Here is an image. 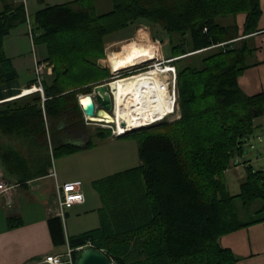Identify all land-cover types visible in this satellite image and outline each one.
Returning <instances> with one entry per match:
<instances>
[{"label": "trees", "instance_id": "obj_1", "mask_svg": "<svg viewBox=\"0 0 264 264\" xmlns=\"http://www.w3.org/2000/svg\"><path fill=\"white\" fill-rule=\"evenodd\" d=\"M93 2L46 6L29 22L23 0L3 2L0 159L7 176L19 175L7 179L26 184L49 174L55 151L82 149L61 141L64 132L83 124L77 97L90 94L102 79L96 62L106 40L144 24L152 38L166 36L169 58H177L181 118L138 129L139 164L92 182L101 201L99 226L68 236V245L98 248L112 264H237L239 257L221 245V238L264 222V173L248 165L234 196L224 179L238 165L236 156L254 129L263 125L256 120L264 121V92L248 96L238 84L252 65L254 48L247 36L256 31L260 0H110L109 10L99 14ZM239 14H245L241 39L236 25L219 22ZM21 22L29 23L34 42L47 48L41 63L53 65L42 80L43 96H19V73L3 49L4 38ZM110 133L104 129L95 135ZM90 146L88 135L84 147ZM30 167L33 177L25 175ZM19 225V218L8 219L9 228ZM48 225L54 245H64L61 218L50 217Z\"/></svg>", "mask_w": 264, "mask_h": 264}, {"label": "rangeland", "instance_id": "obj_2", "mask_svg": "<svg viewBox=\"0 0 264 264\" xmlns=\"http://www.w3.org/2000/svg\"><path fill=\"white\" fill-rule=\"evenodd\" d=\"M70 1L72 0H26L28 5L26 10L28 22L29 19L30 21L32 20L37 10H40L46 6L63 4ZM3 2L4 0H0V11L2 10ZM93 4L95 5V12L99 14L109 10L111 2L110 0H95ZM234 19V17L228 16L220 18L219 22L223 25L232 26L233 28H235L236 22ZM140 25H142L143 28H146L147 34L148 32L150 33V28L148 26L139 24L128 26L124 30L118 32V34L116 33L106 40L103 46L104 55L102 57H99L96 62L99 69H101L99 67V61L108 63L109 56L113 52L121 51L123 48V44H125L126 42H146L144 38V41H142V38H140L138 35H135V32L138 28H140ZM29 29V24L27 22L18 23L17 26L12 29L10 33L4 38L3 42L4 52L7 57L11 58L14 66L19 73L18 79L21 82L28 77H35L34 72H32L31 70L33 69V67L35 68L36 61L38 64L40 63L46 67L49 66L53 68L52 64L41 63V61H43V59H45V57L47 56V48L43 43H38L36 42V40L34 42L33 37L29 34ZM139 33L140 32H138V34ZM116 35H124L128 36V38L125 41L122 40V42L119 44V46L117 45V47L114 45L110 46L111 42L119 41L117 38H115L117 37ZM150 35L148 36V38L152 39ZM157 38L161 42V45L155 47L158 54L163 58H169L172 55V49L171 45L168 42V39L164 34L158 35ZM253 57L254 55L250 57V60H253ZM149 64L151 63H147L145 66H150ZM100 74L102 76V79L96 82V85H93L94 87L104 83L107 84L109 82L110 85L112 84L113 81L109 80V78L111 77L109 69H101ZM46 75L47 74H44V77ZM93 89L90 94L95 97ZM85 95L87 94H80L78 96L81 97ZM79 97H77L78 100ZM256 124L263 125L258 126L254 129L253 137H251L244 145L242 155L236 156L237 158L235 159V161H237L238 166L229 168V170H227L224 174L225 183L230 195L234 196L240 192V184L242 181L241 179L245 177L246 165L251 166L256 171H262L264 173L263 119L259 118L258 120H256ZM104 129L108 128L103 127V125L96 122L86 121L83 118V124L79 129L77 128L75 131L73 130V132L69 130L67 132H64V134L66 138H69L77 131L79 134H83L86 137L85 142L88 140V135H91L92 146L85 148V143L83 146L74 143L73 146L82 149H79L71 154H67L61 150L57 152L55 151V154L51 158V166L55 173L60 176V173L62 174V172H64L65 175L71 176L73 177V179H78L81 184V191L83 193L84 200H87L88 202L87 209L83 211L73 207L70 210L66 211V213L69 212V216H65L64 218V229L66 234H73L76 232L80 233L85 230L97 228L99 226V214L97 210L101 206V201L97 191L93 188L91 181L99 180L111 174L113 175L115 173L135 167L140 162L137 148L138 141L142 135L140 130L136 129L135 131L129 132L125 136L119 138H113L109 134L105 138L95 135L97 131H101ZM259 136L263 139V142L257 141L256 138H259ZM250 144L254 145V149H251ZM84 157H91V159H84ZM103 158L104 160H106L104 161V163H108V167L106 168L102 165L104 163L101 162ZM94 160H96V166L91 165V161ZM50 183L51 180H48L47 185H50ZM94 208H96V211L94 210ZM57 252H59L60 254H64L66 252V246L60 245Z\"/></svg>", "mask_w": 264, "mask_h": 264}, {"label": "crops", "instance_id": "obj_3", "mask_svg": "<svg viewBox=\"0 0 264 264\" xmlns=\"http://www.w3.org/2000/svg\"><path fill=\"white\" fill-rule=\"evenodd\" d=\"M23 2L25 10H27L28 5L26 0H23ZM260 8L261 14L257 22L256 31L247 36L250 45L254 48L252 65L242 73L238 81L240 89L248 96L264 92V0H260ZM234 20L237 28L236 35L239 36L238 39H241L245 14L237 15ZM145 29L140 25L135 35L142 38V41H144V38L146 42H126L123 44L122 50L127 51L123 52L137 51L138 49L150 51L149 45L151 46V41L148 39L150 33L148 32L147 34ZM138 32L140 33L138 34ZM116 36L115 38L119 41L111 42L110 46L114 45L117 47L122 40L125 41L128 38V36L124 35ZM151 49L154 51L153 47ZM31 71L33 72V69ZM31 79L28 77L22 82L18 80L21 89L26 90L27 84ZM64 125V123H61L57 128L61 129ZM61 136V141L73 145L75 143L83 146L86 140V137L77 131L70 137L68 136L69 138H66L64 135ZM54 140L56 143H59V139L54 138ZM257 141L259 140L257 139ZM84 159H91V157H84ZM26 161L30 162L31 157H27ZM104 161L106 160L103 158L101 162L104 163ZM95 162L96 160L91 161V165L96 166ZM102 165L105 168L108 167L107 162ZM4 171L0 159V172L8 183L16 185L9 198L0 194V264H44L43 259L46 255L60 254L57 252L60 245H54L48 225V219L55 216V184L56 182L58 184L78 183L80 189L81 184L78 179H73V177L65 175L64 172L60 173V176L56 173L55 179L48 174L38 179L30 180L26 184H20L14 181L19 175L11 174L9 177ZM25 175L33 177L35 175L34 168L30 167ZM8 177L14 180H8ZM48 180H51L50 185H47ZM7 199H10V204H8ZM87 204V200H84L82 204L75 205L73 208L83 211L87 209ZM94 210L96 211V208ZM66 216H69V212L66 213ZM11 217L19 218L21 225L9 228L8 219ZM76 233L66 234L64 229L65 246L68 244L67 237L76 235ZM220 243L222 246L231 249L239 257L237 264H264V222L256 223L227 234L221 238Z\"/></svg>", "mask_w": 264, "mask_h": 264}, {"label": "built area", "instance_id": "obj_4", "mask_svg": "<svg viewBox=\"0 0 264 264\" xmlns=\"http://www.w3.org/2000/svg\"><path fill=\"white\" fill-rule=\"evenodd\" d=\"M146 30V29H145ZM30 35L31 31L29 29ZM150 39V38H148ZM147 39V40H148ZM151 41V46L154 49V52L156 53L155 59L151 60V61H147V62H143V63H139L138 65H135L131 68H125V69H121L118 71H114L113 68L110 66V63L108 61V63H104L99 61V67L101 69H109L110 73H111V77L109 78V80H112L113 82L125 78H134L143 74H147V76L149 74H151V72L156 71L158 73L157 76H159V81L158 85L153 84V86H151L153 88V90L151 91L152 94L156 95L157 92H161L164 93L166 92V97L164 96L166 102L170 105V110L169 111H163L164 108H158L157 112L158 113H163V117L161 120L156 121L155 123H150L149 125L143 126V127H149L155 124H158L160 122H175L177 120H179L181 118V114H180V108H179V103H178V85H177V69L175 67V65L173 64V62L177 59V58H163L161 57L156 48L157 46L161 45V42L158 38H152L150 39ZM225 43H221L218 44L216 46H224ZM147 63H151L149 64L150 66H145ZM45 68V69H44ZM135 68V69H134ZM35 75H36V80L34 82V84L26 89L24 91V89H22V93L24 92H32L33 90H35L36 92H39L42 96H43V87H42V80L44 79V74L47 75H51L52 74V68L49 66H44L43 64H38L36 61V65H35ZM138 72V73H136ZM152 76V75H149ZM152 79V78H150ZM153 81V80H152ZM110 83V82H109ZM107 83V84H109ZM156 89V90H155ZM110 96H111V100H112V111L110 112L111 116H114L115 113V97H114V92L110 91ZM83 97V96H81ZM81 97H79V107L82 111L83 114V118L86 121L89 122H96L99 123L101 125H103V127H107L111 133L110 136L113 138H118V137H122L124 135H126L128 132L134 130V129H139V128H143V127H136L134 129H129L126 125V123L124 122L123 119H121V125L123 127L122 131L118 130V124L117 121H112L111 123H108L107 120L105 118L100 119V117L97 116H87L83 113V109L86 107L82 104L81 101ZM94 105H95V110L100 109L99 104L94 100ZM258 140L260 142H263V139L261 137L258 138ZM254 148V145L251 147ZM49 175L51 177H53L55 179L56 177V173L54 172V170L51 168L49 170ZM16 185L12 184V183H8L3 174L0 172V194L5 196L6 198L10 197L12 190L14 189ZM8 204H10V199H7ZM84 202V196L83 193L80 189V185L78 183H64V184H58L56 182L55 184V210H54V215L56 217H60L62 222L64 223V218H65V214L66 211L71 209L72 207H74L75 205H79L82 204ZM86 246H90V245H85V246H81L75 249H72L68 244L66 245V252L64 254H50V255H46L43 259V263L44 264H74V256L73 253L74 252H78L79 250L83 249ZM112 264V261H111Z\"/></svg>", "mask_w": 264, "mask_h": 264}, {"label": "bare ground", "instance_id": "obj_5", "mask_svg": "<svg viewBox=\"0 0 264 264\" xmlns=\"http://www.w3.org/2000/svg\"><path fill=\"white\" fill-rule=\"evenodd\" d=\"M151 47L149 52H147V49H138L137 51L133 50L130 52H115L110 55L108 61L114 71L131 68L139 63L155 59L156 53L152 51ZM149 75L143 74L134 78L118 79L112 82L111 85L115 90V114L111 116L110 113L102 111L100 119L105 118L108 123L117 121V128L119 131L123 129L120 124L121 119L124 120L129 129L143 127L161 120L163 113H158V108H164L163 111H169L171 108L164 98L166 92L165 94L157 92L156 95L151 92L153 90L151 86H153V84L154 86L155 84L158 85V82H160L159 76H157L158 73L154 71ZM34 91L35 90L32 92ZM28 93L31 92L27 91L23 94ZM80 99L82 104L86 106V96Z\"/></svg>", "mask_w": 264, "mask_h": 264}, {"label": "water", "instance_id": "obj_6", "mask_svg": "<svg viewBox=\"0 0 264 264\" xmlns=\"http://www.w3.org/2000/svg\"><path fill=\"white\" fill-rule=\"evenodd\" d=\"M110 91H115L110 84H100L94 87V96L87 94L86 107L83 109V113L87 116L100 117L102 111L110 113L112 111V100ZM95 101L99 104L100 109L95 110ZM74 264H111L108 256L100 249L93 246H86L77 252Z\"/></svg>", "mask_w": 264, "mask_h": 264}]
</instances>
